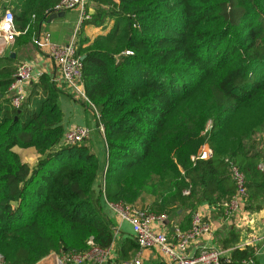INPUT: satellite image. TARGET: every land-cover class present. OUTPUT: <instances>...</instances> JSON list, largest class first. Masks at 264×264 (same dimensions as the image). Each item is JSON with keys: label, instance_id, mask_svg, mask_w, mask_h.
<instances>
[{"label": "trees", "instance_id": "16d2710c", "mask_svg": "<svg viewBox=\"0 0 264 264\" xmlns=\"http://www.w3.org/2000/svg\"><path fill=\"white\" fill-rule=\"evenodd\" d=\"M58 1L9 6L21 31L12 51L33 43ZM86 10L81 28L100 32L89 37L80 29L75 43L87 101L103 125V179L96 190L99 158L86 139L61 141L58 89L49 75L31 80L15 107L8 86L20 61L0 54V264L81 251L89 238L111 245L102 196L135 204L149 193L140 207L164 213L194 198L181 229L199 202L222 214L234 190L230 162L246 175L245 205L255 210L264 203L257 167L264 155V0H87ZM205 143L211 155L197 157ZM15 146H34L36 164ZM238 238L230 230L221 240L232 264L254 257L234 247ZM135 249L129 241L119 255L129 261Z\"/></svg>", "mask_w": 264, "mask_h": 264}, {"label": "built area", "instance_id": "2783aa9c", "mask_svg": "<svg viewBox=\"0 0 264 264\" xmlns=\"http://www.w3.org/2000/svg\"><path fill=\"white\" fill-rule=\"evenodd\" d=\"M86 3L87 0H59L52 8L46 10V14L75 8L78 10L79 22H82L90 16L86 10ZM20 32L15 25L12 8L4 6L0 15V52L5 45L12 43ZM33 43L40 49L48 50L58 66L59 78L88 100L82 82V57L77 52L75 39L55 42L51 40L49 33L40 31L33 37ZM34 74L31 62L23 60L18 63L8 86L11 103L15 107H18L25 99L27 85L35 77ZM94 111L96 112L95 108ZM98 127L103 130L101 123L98 124ZM91 131V127L87 125L70 126L64 130L61 141L68 145L79 143L87 139ZM211 153L212 149L205 143L200 147L197 157L207 158ZM257 167L264 172V162H259ZM229 168L234 182V190L222 212V215L227 218L243 208L248 195L244 171L234 162H230ZM185 192L188 191L185 190ZM108 204L120 219L128 221L137 245L140 248L157 250L163 255L166 264H232L231 258L224 255L222 249L215 245L204 244L195 253L187 252L188 246L195 238L212 231L210 222L200 209L192 210L191 224L188 228L181 229L177 225L173 226L171 234L156 226V222L166 220L168 213L150 211L135 204L123 202H108ZM87 243L88 247L81 251H62L57 263L104 264L112 252L113 244L101 246L92 238H89ZM254 262L255 258L251 256L242 258L239 264H254Z\"/></svg>", "mask_w": 264, "mask_h": 264}, {"label": "crops", "instance_id": "0c3cea01", "mask_svg": "<svg viewBox=\"0 0 264 264\" xmlns=\"http://www.w3.org/2000/svg\"><path fill=\"white\" fill-rule=\"evenodd\" d=\"M1 3L2 2L0 1V4ZM12 6L14 7L15 4ZM74 9H69V12L66 10L63 16H57L50 20H42L39 28L40 31L49 33L52 41H67L74 35V26H72L71 23L72 20H68V18L75 13ZM96 29H100V27L86 25L84 26L83 31L85 32V35L93 37L100 32L99 30L95 33ZM11 45L12 43L4 46L0 54L14 52L11 50ZM7 46L9 47V50L5 51V47ZM14 54H17L18 61H29L33 65L35 77L32 81H37L39 76L43 73L49 75L50 79L58 89V100L62 111V124L64 129L74 125H87L91 127L92 131L90 136L84 142L99 158L100 169L94 184L95 189L97 190L99 187L98 184L103 179V171L105 169L106 144L104 132L98 127L97 115L94 111L93 105L59 78L58 66L47 49H40L36 47L34 43L30 42L25 46L17 47ZM29 84L27 85V90L30 88ZM15 149L31 166L36 164L39 153L34 146H18L15 147ZM260 162H264V155L260 159ZM150 196L149 193H145L143 195L145 199L137 200L135 205L144 206L150 200ZM100 201L105 214L111 220V227L113 229V249L104 264H129L136 260L142 264H152L154 262H162L166 264L163 255L157 250L140 248L134 239L128 221L120 219L103 196ZM194 203L195 199L191 198L187 203L175 207L167 214L166 220L163 222H156V226L159 229L172 234L173 226H178ZM195 209H200L203 212L206 219L210 222L212 231L211 233H204L195 238L187 248L188 253H195L201 245L205 244L218 246L222 249L224 255L230 256V249L223 248L221 240L228 235L230 230H234L239 235L234 247H247L248 249H251L255 258L254 264H264V203L260 209L255 210L244 205L239 212L233 214L229 218L224 217L222 214H216L215 209L204 201L199 202ZM129 241L136 243V253L129 261H125L120 257L119 251L121 248H124V246L126 248ZM58 257V253L51 252L34 264H58Z\"/></svg>", "mask_w": 264, "mask_h": 264}, {"label": "rangeland", "instance_id": "374dc122", "mask_svg": "<svg viewBox=\"0 0 264 264\" xmlns=\"http://www.w3.org/2000/svg\"><path fill=\"white\" fill-rule=\"evenodd\" d=\"M17 0H3V2L0 4V15L2 13V10H3V6H10V5H14L16 4ZM87 4V3H86ZM89 5H91V3H88ZM70 9H74V8H70ZM68 10L67 12H69V9H66ZM75 10V13L73 15L70 16V18H68V20H72V26H74V35L73 39H75L76 35H75V32H77L78 30L82 29V34H85V32L83 31V28H81V22H79L78 20V17H79V14H78V10L77 9H74ZM66 12V13H67ZM72 18V19H71ZM75 19V20H74ZM93 30V29H91ZM100 29H96L95 30V33L98 32ZM89 32V31H88ZM71 38H69L68 40H70ZM67 40V41H68ZM9 45V44H7ZM6 46V45H5ZM9 50V47H5V51H8ZM8 53V52H7ZM15 147H18V146H15ZM59 256V254H58Z\"/></svg>", "mask_w": 264, "mask_h": 264}, {"label": "water", "instance_id": "95a60500", "mask_svg": "<svg viewBox=\"0 0 264 264\" xmlns=\"http://www.w3.org/2000/svg\"><path fill=\"white\" fill-rule=\"evenodd\" d=\"M65 14V10H58V11H55V12H51L49 17H48V20H50L51 18H54V17H57V16H63ZM10 56H14V52H10L9 54Z\"/></svg>", "mask_w": 264, "mask_h": 264}, {"label": "bare ground", "instance_id": "6f19581e", "mask_svg": "<svg viewBox=\"0 0 264 264\" xmlns=\"http://www.w3.org/2000/svg\"><path fill=\"white\" fill-rule=\"evenodd\" d=\"M0 42H1V39H0Z\"/></svg>", "mask_w": 264, "mask_h": 264}]
</instances>
